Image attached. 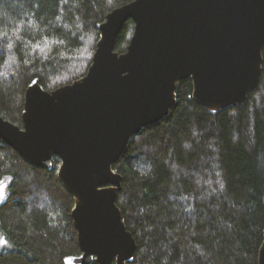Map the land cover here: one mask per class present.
I'll list each match as a JSON object with an SVG mask.
<instances>
[{
	"label": "trees",
	"instance_id": "obj_1",
	"mask_svg": "<svg viewBox=\"0 0 264 264\" xmlns=\"http://www.w3.org/2000/svg\"><path fill=\"white\" fill-rule=\"evenodd\" d=\"M135 0H0V116L23 126L25 94L85 77L99 25ZM129 20L115 50L134 34ZM38 46V47H37ZM264 57V51H263ZM61 166L34 168L0 138V264H65L81 255ZM115 172L138 248L128 264H259L264 243V65L245 107L210 112L180 83L168 117L130 142ZM96 264V263H94Z\"/></svg>",
	"mask_w": 264,
	"mask_h": 264
},
{
	"label": "water",
	"instance_id": "obj_2",
	"mask_svg": "<svg viewBox=\"0 0 264 264\" xmlns=\"http://www.w3.org/2000/svg\"><path fill=\"white\" fill-rule=\"evenodd\" d=\"M132 20L125 53L117 39ZM88 74L53 92L38 79L25 94L23 126L0 116V138L34 168L61 166L74 199L81 255L65 264H128L137 242L119 208L114 166L144 128L168 117L181 82L210 112L248 103L264 65V0H135L99 25ZM5 197V185L0 198ZM259 264H264V243Z\"/></svg>",
	"mask_w": 264,
	"mask_h": 264
},
{
	"label": "flooded vegetation",
	"instance_id": "obj_3",
	"mask_svg": "<svg viewBox=\"0 0 264 264\" xmlns=\"http://www.w3.org/2000/svg\"><path fill=\"white\" fill-rule=\"evenodd\" d=\"M3 185H5V197L4 198H0V200L1 199L4 200L7 197V185L6 184H0V187H2Z\"/></svg>",
	"mask_w": 264,
	"mask_h": 264
},
{
	"label": "snow or ice",
	"instance_id": "obj_4",
	"mask_svg": "<svg viewBox=\"0 0 264 264\" xmlns=\"http://www.w3.org/2000/svg\"><path fill=\"white\" fill-rule=\"evenodd\" d=\"M38 47V46H37ZM0 243H4V241L0 240Z\"/></svg>",
	"mask_w": 264,
	"mask_h": 264
},
{
	"label": "bare ground",
	"instance_id": "obj_5",
	"mask_svg": "<svg viewBox=\"0 0 264 264\" xmlns=\"http://www.w3.org/2000/svg\"><path fill=\"white\" fill-rule=\"evenodd\" d=\"M133 235V234H132ZM136 240V239H135ZM137 248H138V245H137Z\"/></svg>",
	"mask_w": 264,
	"mask_h": 264
},
{
	"label": "rangeland",
	"instance_id": "obj_6",
	"mask_svg": "<svg viewBox=\"0 0 264 264\" xmlns=\"http://www.w3.org/2000/svg\"><path fill=\"white\" fill-rule=\"evenodd\" d=\"M2 200V199H1Z\"/></svg>",
	"mask_w": 264,
	"mask_h": 264
}]
</instances>
